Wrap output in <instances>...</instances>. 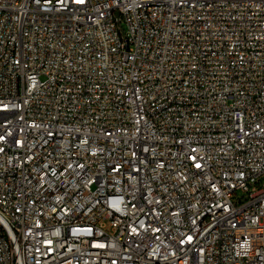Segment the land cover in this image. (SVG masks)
<instances>
[{
  "label": "built area",
  "instance_id": "obj_1",
  "mask_svg": "<svg viewBox=\"0 0 264 264\" xmlns=\"http://www.w3.org/2000/svg\"><path fill=\"white\" fill-rule=\"evenodd\" d=\"M0 264H264V0H0Z\"/></svg>",
  "mask_w": 264,
  "mask_h": 264
}]
</instances>
